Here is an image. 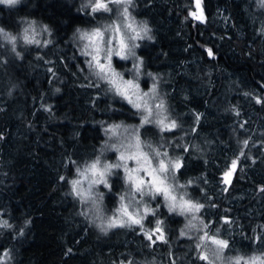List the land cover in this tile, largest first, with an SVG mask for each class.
<instances>
[{"label": "trees", "instance_id": "obj_1", "mask_svg": "<svg viewBox=\"0 0 264 264\" xmlns=\"http://www.w3.org/2000/svg\"><path fill=\"white\" fill-rule=\"evenodd\" d=\"M131 6L149 34L139 50L143 72L155 79L167 119L177 125L162 130L153 120L140 127V138L180 161L178 180L204 207L186 217L157 197L143 227L95 220L72 181L103 158L110 125L139 127L141 114L94 75L79 35L99 21L79 1L0 5V222L11 225L0 227L4 264H209L202 254L212 264H234L264 257V0H201L202 22L192 15L196 0ZM27 24L44 28L39 44L21 42ZM108 187L109 217L125 192L122 171L113 170ZM156 221L163 239L149 240L146 227ZM205 232L228 242L220 259L197 247L209 244L200 239Z\"/></svg>", "mask_w": 264, "mask_h": 264}, {"label": "rangeland", "instance_id": "obj_2", "mask_svg": "<svg viewBox=\"0 0 264 264\" xmlns=\"http://www.w3.org/2000/svg\"><path fill=\"white\" fill-rule=\"evenodd\" d=\"M88 10L92 9V5L95 3V0H79ZM21 0H19L18 3L14 5H9L7 3H0V5H6V6H17ZM128 8L129 16L125 17L122 15L124 7ZM131 5H124V4H115L110 3L109 8L111 11H104V10H97L95 11L98 16H100V22L99 26L97 28H92L88 30H84L83 32L91 33L96 29H100L102 32H104V39L108 40L109 36L114 37L112 40L111 47L112 53H111V69L118 74L115 77H111L113 79H116L117 84L120 85L121 88L124 87V85L121 83V79L123 81H132L134 85H138L139 87L137 89H129L128 95L131 97V100L134 102L141 103L142 108L137 109L133 106V103L129 102V99L125 98V96L120 95L116 90L115 87L108 82V79L103 78L104 82H106L107 88L109 89L117 96L121 97L125 100V102L129 103L132 107H134L136 110L139 111L141 114V123L139 127L128 126V125H110L108 128V142L105 147V153L102 156L103 158L100 159L101 165L104 164H115L118 161V157L120 155L121 151H124L127 154V150L129 149V146L134 143L136 136H139V139L144 143L145 147L143 148L144 152L149 153V155H152V152L150 149L146 146V144L141 138H140V127L144 126L145 123H143V117L147 115L142 109L143 105L146 102L147 105L152 109V114L149 117L151 121L156 120H165V124H168L170 121L167 118L169 109L168 105L166 106L162 100L160 95V89L159 86L154 82L153 78L148 74H145L143 72V61L139 55V50L141 49L144 38L148 37V31L147 33H144L141 29L145 26L144 23L139 22L137 19L133 16ZM198 15V10H197ZM126 23H132L133 27L136 29V32H132L130 29L125 27ZM113 25H118L120 27V33L119 35L123 37L125 43L128 45V48L121 53V55H117L116 51L119 49V39L115 38L117 36L116 33L111 31V28ZM27 30V32H26ZM137 33H139V36H137ZM20 35V40L23 44H29L25 39V35L28 36L29 39H35L37 41H41L43 36H45L47 33L44 31V28L37 25H25L22 30L18 33ZM10 35V34H9ZM11 36V35H10ZM79 41L82 44L83 51H85V46L88 45L90 42L87 39H81L79 35ZM20 42V41H19ZM19 45V44H18ZM17 45V46H18ZM91 51V48L88 49ZM89 61L92 59L90 55H86ZM101 57H103V52L101 53ZM102 63H105L103 59H101ZM96 69V72H98V69ZM97 73H94L96 75ZM105 74H101L100 76H104ZM110 76V74H108ZM148 76L149 82L147 84L144 83L145 78ZM155 89V92L152 91V89ZM144 93H148L147 96L144 95ZM140 97V99H138ZM161 102L163 103L162 108H158L157 105H160ZM167 115V116H166ZM147 124V123H146ZM119 126V127H116ZM151 149L158 150L160 153H165L164 151H160L157 147H154L151 145ZM119 150V151H118ZM159 159H164L166 162L169 161H177L173 159L171 156L167 155L165 158L163 155L159 157ZM180 162V161H179ZM93 163V162H92ZM153 165H155V160L152 161ZM128 167L133 168L135 167V164L133 161H127ZM181 164V163H180ZM90 165V164H89ZM86 168L83 170H80L83 172ZM113 170H120L123 172L124 181H125V192L120 196L118 200V205L115 209L114 214L110 215L108 217V213L106 211V192L109 191V187L105 186L104 184H92L90 187V181L92 179H96L97 177L93 176L91 173H88L87 178L85 176H81L78 172V176L75 180H79L80 183L73 186V190L75 194L77 192L81 193L78 195L82 199H84L89 204V212L93 216L95 220H103L107 226H109V223L111 221H114L116 219L119 220L120 223H123L125 220H127V217H124L121 215V213L118 211L121 208V204H125L128 206L129 212L135 214L140 213L144 214L145 209H152L154 212H156V206L153 202H155V199L157 197H161L164 204L168 208V201L165 200V198L162 195H155L154 197L150 194H144L140 195L139 193H136L130 183L127 180V173L123 168L116 169L113 168L110 171V174L106 176V179L108 181V185H110V179L113 174ZM178 171V170H177ZM177 171L175 173V180L170 181L173 183L175 187V191L172 193L177 197L178 200L183 199L185 201H192L194 203H197L194 201L186 186L182 184L178 178H177ZM133 175H136V173H133ZM140 176H143V173H139ZM121 197H124V200L121 201ZM169 209V208H168ZM176 212V211H174ZM179 213V212H177ZM196 213H187L184 214L186 217L194 218L196 216ZM149 215H152L151 213L147 214L143 220V225L146 224L147 218ZM139 218V217H136ZM157 222V221H156ZM127 224H125L126 226ZM136 225V224H131ZM156 225V224H155ZM129 226V225H127ZM139 226V225H138ZM147 231H151L155 228V226L152 227H146ZM205 249L210 253L211 257L215 260H218L213 255V250L215 249V245L207 244L205 246ZM260 257V256H259ZM252 257L244 258V261L249 260ZM244 261L241 262V264H244Z\"/></svg>", "mask_w": 264, "mask_h": 264}, {"label": "snow or ice", "instance_id": "obj_3", "mask_svg": "<svg viewBox=\"0 0 264 264\" xmlns=\"http://www.w3.org/2000/svg\"><path fill=\"white\" fill-rule=\"evenodd\" d=\"M19 0H0V3H7L9 5H14L18 3ZM110 3L115 4H124V5H131L132 0H95V3L92 5V11L97 10H104V11H111L109 8ZM201 4V0H196V7L199 9ZM125 17L129 16L128 8L127 6L124 7L123 13ZM193 17L195 19H203L202 9L200 12V15H197L196 12L192 13ZM125 27L130 29L132 32H136V29L133 27L132 23H126ZM144 33H147L148 29L145 25L141 29ZM3 30L0 29V32ZM79 31V30H78ZM111 31L116 33L117 36L115 38L119 39V49L116 51L117 55H121L122 52H124L128 45L125 43L123 37L119 35L120 33V27L118 25H113L111 28ZM27 32V30H26ZM5 38L8 39L10 42L15 43V37L10 36L9 34L5 33ZM137 36H139V33H137ZM81 39H87L89 40V44L85 46V55H90L92 59L89 61L90 66H94L98 69L97 75L105 74L102 76V78L108 79V82L112 84L115 87V90L122 96H125V98L129 99L130 103H133V106L137 109H141L142 105L141 103L134 102L131 100V97L128 95L129 89H137L139 86L134 85L132 81H123L121 79V83L124 85L123 88L120 87V85L117 84L116 79H113L111 77H115L118 74H116L111 69V53L112 49L109 47L111 45L112 40L114 37L109 36L108 40L104 39V32H102L100 29H96L91 33L83 32L80 33ZM24 39L28 43H37L39 44V41L35 39H29L27 35H25ZM91 48V51L88 49ZM103 52V57H101V53ZM208 54L212 55V50H208ZM101 59L105 61V63L101 62ZM110 74V76L108 75ZM153 92H155V89H152ZM145 96L148 95V93H144ZM140 99V97H138ZM261 101L257 99V103H260ZM158 108L163 107V103L161 102L160 105H157ZM147 115L143 117V123H152L149 119V117L152 114V109L147 105L145 102L142 109ZM165 119H167L165 117ZM161 127L162 130H172L177 125L175 121H171L168 124H165V120H159L156 121ZM119 127V126H116ZM245 146L247 145V141L244 142ZM150 151L152 152V155L150 156L149 153L144 152L143 148L145 147L144 143L139 139V136L137 135L135 138V141L133 144L129 146V149L127 150V154L124 151L120 152V155L118 157V161L115 164H104L101 165V161L99 158H97L96 161L91 163L83 172L80 173L81 176H85L87 178L88 173H91L93 176L97 177L96 179H92L90 181V187L92 184H104L105 186L108 185V181L106 179V176L110 174L111 169L116 168L120 169L123 168L127 175V180L134 189L136 193H139L140 195L144 194H150L153 197L157 194L162 195L166 201H168V208L169 211H176L179 212L181 215L187 214V213H196L199 212L200 209L204 207V205L199 203H194L192 201H185L183 199L178 200L175 195L172 193L175 191V185L171 183L170 181L175 180V173L176 171L181 167V164L179 160L177 161H169L166 162L164 159H159L161 155H163L165 158L167 157V153H160L158 150L151 149V145H146ZM119 151V150H118ZM241 155H243V152H241ZM155 160V165H153L152 161ZM127 161H133L135 164V167L129 168ZM237 165V161H232L231 166L229 170L225 173V183H228V178L231 176L232 171L235 170ZM143 173V176H140L139 173ZM133 173H136V175H133ZM80 183L79 180L72 181L73 186L75 187ZM264 191V189H262ZM81 193L77 192V195H80ZM124 200V197H121V201ZM122 216L127 217V220H125L123 223H120L118 219L111 221L109 223V227H117V226H125L136 224L140 227H143V220L145 216L149 213L152 215H155L154 210L152 209H145L144 214L140 213H131L129 212L128 206L125 204H121V208L118 210ZM139 217V218H136ZM228 222V221H226ZM162 221H157L155 228L151 231L145 232V235L149 240H152V237L154 234H159L157 236L158 239H163V230L161 228ZM193 226L194 225H191ZM0 227L9 228L11 227L8 222L2 221L0 222ZM204 227H207V225H204ZM202 241H206L207 243L211 245H215V249L213 250V255L220 259L222 257L223 250L228 248V242L225 240L218 239L214 235H209L207 232L203 234L202 237H200ZM197 247L203 248L205 247L204 243L198 244ZM8 253H3V257H7ZM201 259L208 261L209 264H212V261L209 260V256L207 254H202ZM244 261L243 257H237L234 260V264H241V262ZM0 264H4L3 258H0ZM244 264H264V257H252L247 261H244Z\"/></svg>", "mask_w": 264, "mask_h": 264}, {"label": "water", "instance_id": "obj_4", "mask_svg": "<svg viewBox=\"0 0 264 264\" xmlns=\"http://www.w3.org/2000/svg\"><path fill=\"white\" fill-rule=\"evenodd\" d=\"M201 9H202V14H203V19H204L203 8H202V6H201V4H200V8H199V9L197 8V10H198V15H200ZM203 19H202V20H200V19H196V20H197L198 22H202ZM235 170H236V168H235ZM235 170H234V171H235ZM232 179H233L232 176H230V177L228 178V183H227L228 186L231 185Z\"/></svg>", "mask_w": 264, "mask_h": 264}, {"label": "flooded vegetation", "instance_id": "obj_5", "mask_svg": "<svg viewBox=\"0 0 264 264\" xmlns=\"http://www.w3.org/2000/svg\"><path fill=\"white\" fill-rule=\"evenodd\" d=\"M76 1H79V0H76ZM80 2V1H79ZM80 4H81V6H83V7H85L81 2H80ZM88 12H90L92 15H94V16H96V19H97V17H98V21L100 22V16H98V14L95 12V11H92V9H90V10H87ZM99 26V23H98V25H96L94 28H97Z\"/></svg>", "mask_w": 264, "mask_h": 264}]
</instances>
